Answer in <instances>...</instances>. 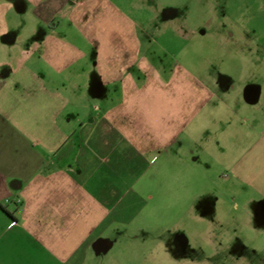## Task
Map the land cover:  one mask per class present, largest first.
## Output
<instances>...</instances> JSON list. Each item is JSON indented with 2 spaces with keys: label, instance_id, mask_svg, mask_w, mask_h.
<instances>
[{
  "label": "crops",
  "instance_id": "1",
  "mask_svg": "<svg viewBox=\"0 0 264 264\" xmlns=\"http://www.w3.org/2000/svg\"><path fill=\"white\" fill-rule=\"evenodd\" d=\"M23 2L0 71V264H87L162 172L190 189L230 162L264 188V80L190 67L150 0Z\"/></svg>",
  "mask_w": 264,
  "mask_h": 264
},
{
  "label": "rangeland",
  "instance_id": "2",
  "mask_svg": "<svg viewBox=\"0 0 264 264\" xmlns=\"http://www.w3.org/2000/svg\"><path fill=\"white\" fill-rule=\"evenodd\" d=\"M15 4H22L24 11L18 12ZM148 4L149 16L174 23L170 30L163 24L151 34L175 36L164 45L178 43L174 55H185L190 67H202L206 55L212 59L213 78L220 70L235 81L243 68L253 75L244 79L263 82L264 0ZM25 14L23 0H0V71L7 70L12 55L21 53L15 27ZM21 32L26 34L27 27ZM245 138L244 147L253 140ZM237 155L239 151L228 160ZM230 165L216 167L205 183L196 181L190 189L172 187V173L162 172L164 183L146 190L154 197L135 209L133 213L139 212L129 225L117 223L110 237L114 246L94 253L87 264H264V188L242 183ZM197 174L204 178L206 173Z\"/></svg>",
  "mask_w": 264,
  "mask_h": 264
}]
</instances>
